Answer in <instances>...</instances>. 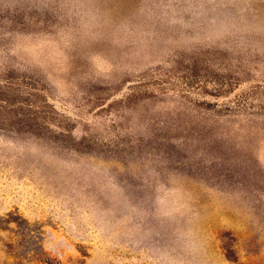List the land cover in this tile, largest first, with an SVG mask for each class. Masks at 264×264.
Returning a JSON list of instances; mask_svg holds the SVG:
<instances>
[{
    "label": "rangeland",
    "instance_id": "374dc122",
    "mask_svg": "<svg viewBox=\"0 0 264 264\" xmlns=\"http://www.w3.org/2000/svg\"><path fill=\"white\" fill-rule=\"evenodd\" d=\"M0 264H264V0H0Z\"/></svg>",
    "mask_w": 264,
    "mask_h": 264
}]
</instances>
